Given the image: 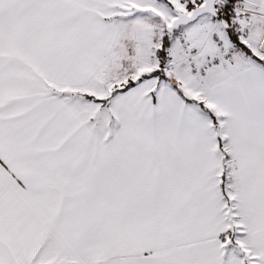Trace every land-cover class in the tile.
Instances as JSON below:
<instances>
[{"label": "snow or ice", "instance_id": "snow-or-ice-1", "mask_svg": "<svg viewBox=\"0 0 264 264\" xmlns=\"http://www.w3.org/2000/svg\"><path fill=\"white\" fill-rule=\"evenodd\" d=\"M0 264H264V0H0Z\"/></svg>", "mask_w": 264, "mask_h": 264}]
</instances>
